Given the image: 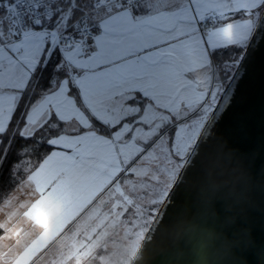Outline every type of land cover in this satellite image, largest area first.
Returning <instances> with one entry per match:
<instances>
[{
	"label": "snow or ice",
	"instance_id": "obj_1",
	"mask_svg": "<svg viewBox=\"0 0 264 264\" xmlns=\"http://www.w3.org/2000/svg\"><path fill=\"white\" fill-rule=\"evenodd\" d=\"M257 38L264 0H0V208L15 202L0 264L53 250L51 264H109L107 230L87 226L106 197L108 227L135 209L120 264L137 262L155 219L137 177H163L153 204L183 183L239 59L221 65L218 50L242 55Z\"/></svg>",
	"mask_w": 264,
	"mask_h": 264
},
{
	"label": "water",
	"instance_id": "obj_2",
	"mask_svg": "<svg viewBox=\"0 0 264 264\" xmlns=\"http://www.w3.org/2000/svg\"><path fill=\"white\" fill-rule=\"evenodd\" d=\"M220 98L211 139L161 203L134 264H264V39Z\"/></svg>",
	"mask_w": 264,
	"mask_h": 264
},
{
	"label": "rangeland",
	"instance_id": "obj_3",
	"mask_svg": "<svg viewBox=\"0 0 264 264\" xmlns=\"http://www.w3.org/2000/svg\"><path fill=\"white\" fill-rule=\"evenodd\" d=\"M241 56V53H240ZM239 57V55L237 56ZM236 57V58H237ZM235 58V59H236ZM240 59V57H239ZM237 60V62L239 61ZM237 62L234 66L231 67L232 72L235 69ZM231 65V63H228ZM230 78V77H229ZM228 78V79H229ZM228 79L225 80V86L228 82ZM224 88L222 89L220 95L222 94ZM218 102V101H217ZM7 105H5V108ZM5 123L7 124L8 121L5 120ZM138 181H141L143 184L146 185V187H141L139 191L135 192L134 198L138 197L137 203L141 204L142 210L145 217L152 216L154 217L159 206L161 203H151L152 199H155L158 194L163 191V177L161 178V183L157 184L155 181H151L147 176H143L142 174L137 177ZM18 190V194H19ZM27 198L26 193L19 195V199L21 201L25 200ZM116 199H119L117 196ZM112 200L109 198H105V201L102 202L98 209L96 210L99 215H97L94 219H89L88 221L93 222V227H95L97 224H102L100 228H97V232L107 230V235L104 237V242L108 244V253H111V257L109 259V264H120L122 260V252L126 245L131 241V236H125V227L124 224L127 223L128 227L131 228V222L132 220L136 219L135 215V209L133 207H129L128 211L124 213V216L121 218V223L117 224L115 227H108L109 221H104L103 217L104 214L108 211L109 207H111ZM15 208V202L13 203L12 207H2L0 208V222H3L5 220L6 214L13 211ZM92 215V214H90ZM15 219L12 220V223H15ZM135 231V229H133ZM79 239V238H78ZM95 239V237H93ZM11 244L12 241H0V250H2L3 244ZM141 243V242H140ZM97 251H101V249H97ZM56 259L55 250H53L52 253H49L48 257H45V260L41 261L40 264H51V260ZM69 264H72L71 261H69Z\"/></svg>",
	"mask_w": 264,
	"mask_h": 264
},
{
	"label": "trees",
	"instance_id": "obj_4",
	"mask_svg": "<svg viewBox=\"0 0 264 264\" xmlns=\"http://www.w3.org/2000/svg\"><path fill=\"white\" fill-rule=\"evenodd\" d=\"M240 53L241 50L238 48L229 47L227 49H220L218 50V54L216 56L217 63L221 65L231 63V61L234 60L238 55L240 57ZM232 73L233 72L231 69L230 75L227 77V79L231 76ZM37 147L40 148L41 146L37 145ZM46 150H47V146H43L42 150L40 151V155H43ZM32 162L33 163L38 162V157L34 156Z\"/></svg>",
	"mask_w": 264,
	"mask_h": 264
},
{
	"label": "flooded vegetation",
	"instance_id": "obj_5",
	"mask_svg": "<svg viewBox=\"0 0 264 264\" xmlns=\"http://www.w3.org/2000/svg\"><path fill=\"white\" fill-rule=\"evenodd\" d=\"M87 226H88L89 228L93 227V222H92V221H87Z\"/></svg>",
	"mask_w": 264,
	"mask_h": 264
},
{
	"label": "crops",
	"instance_id": "obj_6",
	"mask_svg": "<svg viewBox=\"0 0 264 264\" xmlns=\"http://www.w3.org/2000/svg\"><path fill=\"white\" fill-rule=\"evenodd\" d=\"M9 123V122H8Z\"/></svg>",
	"mask_w": 264,
	"mask_h": 264
}]
</instances>
